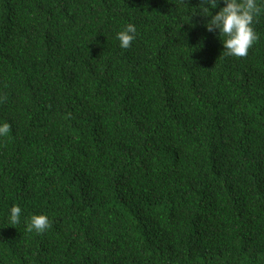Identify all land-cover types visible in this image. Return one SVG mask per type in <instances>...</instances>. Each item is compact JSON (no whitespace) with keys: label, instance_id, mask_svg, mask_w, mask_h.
Wrapping results in <instances>:
<instances>
[{"label":"trees","instance_id":"trees-1","mask_svg":"<svg viewBox=\"0 0 264 264\" xmlns=\"http://www.w3.org/2000/svg\"><path fill=\"white\" fill-rule=\"evenodd\" d=\"M201 3L0 0V264H264V14L236 57Z\"/></svg>","mask_w":264,"mask_h":264},{"label":"clouds","instance_id":"clouds-1","mask_svg":"<svg viewBox=\"0 0 264 264\" xmlns=\"http://www.w3.org/2000/svg\"><path fill=\"white\" fill-rule=\"evenodd\" d=\"M202 7L193 12L210 17L205 21V27L209 32L218 30L222 41L223 53L236 57L245 56L254 42L259 39L255 29V21L258 16L264 14V0H223V6L214 12L219 6V0H202ZM192 14V16H193ZM137 26L129 22L116 33L119 46L127 49L137 38ZM10 123L0 120V137L6 136L10 131ZM22 207L13 203L7 210V222L17 225L21 222ZM50 227V218L47 213L32 214L25 219V231L42 233Z\"/></svg>","mask_w":264,"mask_h":264}]
</instances>
